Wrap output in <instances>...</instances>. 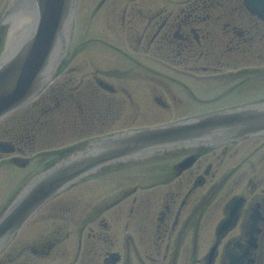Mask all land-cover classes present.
<instances>
[{"label":"flooded vegetation","instance_id":"obj_1","mask_svg":"<svg viewBox=\"0 0 264 264\" xmlns=\"http://www.w3.org/2000/svg\"><path fill=\"white\" fill-rule=\"evenodd\" d=\"M110 1L94 14L107 0H83L85 32L0 125V163L43 169L71 152L68 128L87 141L264 103V19L244 0ZM110 55L116 86L94 63ZM0 264H264V133L103 166L44 204Z\"/></svg>","mask_w":264,"mask_h":264},{"label":"water","instance_id":"obj_2","mask_svg":"<svg viewBox=\"0 0 264 264\" xmlns=\"http://www.w3.org/2000/svg\"><path fill=\"white\" fill-rule=\"evenodd\" d=\"M78 0H10L0 26L21 18L15 44L0 56V119L29 102L66 55ZM264 18V0H245ZM264 133V103L178 124L133 129L92 140L34 175L0 216V252L36 211L56 194L101 167L139 160L186 144L216 145L233 137Z\"/></svg>","mask_w":264,"mask_h":264},{"label":"rangeland","instance_id":"obj_3","mask_svg":"<svg viewBox=\"0 0 264 264\" xmlns=\"http://www.w3.org/2000/svg\"><path fill=\"white\" fill-rule=\"evenodd\" d=\"M6 1L7 0H0V21L2 19L3 14H4V7L6 6V3H7ZM109 3H111V1L107 0V2L102 7L97 8V10L94 12V14H98L101 10L105 9V5L107 6ZM79 18H80V26L78 28V34H80V31H82L81 27H83V25H84L85 12H80ZM91 20L92 19H90L87 22L91 23ZM9 32H10V25H6V26L0 28V53L2 52V47L4 48V46L7 44V41L9 39L8 38ZM86 58L87 57H85V55H83V56L79 55L78 56L79 61L84 60ZM94 63L98 67H103L104 69H106V72L100 75L102 78L111 82L115 86L118 85V82H120V79L117 76H112V75L106 74V73H110V72L116 74V70L118 71L121 64H120V61L117 63V57L116 56L111 57V55H110L107 62L104 61V62H100V63L94 59ZM95 64H92V65L95 66ZM129 82L130 81H128V83ZM131 89H133V88L131 87ZM140 104L144 105L143 102H141V101H140ZM149 109H150L149 106H142L141 107L142 112H141L140 116H143V114L145 112H147ZM82 130H84V128H82V127L68 128L64 131V133L60 137L62 140H64V142L66 144L74 143L78 140L79 134H81ZM35 171H37V169L33 168L31 170L30 168L25 169V168H19V167H11L7 163L4 165H1L0 166V175L2 178L6 179V183L0 188V199L3 198V200H5L15 189H17L21 184H23V182L25 181L26 178H28L30 175H33L35 173ZM5 173H8V174L5 175Z\"/></svg>","mask_w":264,"mask_h":264},{"label":"bare ground","instance_id":"obj_4","mask_svg":"<svg viewBox=\"0 0 264 264\" xmlns=\"http://www.w3.org/2000/svg\"><path fill=\"white\" fill-rule=\"evenodd\" d=\"M23 27L24 22H22L21 18L13 19V24L9 32L8 49L15 44V40H17V38L19 37L18 32L23 29Z\"/></svg>","mask_w":264,"mask_h":264}]
</instances>
